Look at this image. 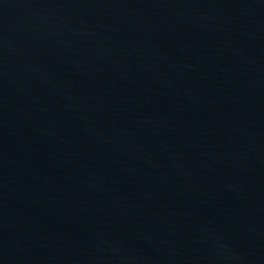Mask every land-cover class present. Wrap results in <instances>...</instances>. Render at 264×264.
I'll return each instance as SVG.
<instances>
[{"label": "water", "instance_id": "water-1", "mask_svg": "<svg viewBox=\"0 0 264 264\" xmlns=\"http://www.w3.org/2000/svg\"><path fill=\"white\" fill-rule=\"evenodd\" d=\"M0 264H264V0H0Z\"/></svg>", "mask_w": 264, "mask_h": 264}]
</instances>
